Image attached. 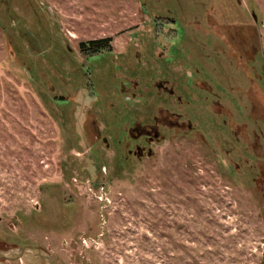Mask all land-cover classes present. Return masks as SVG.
I'll use <instances>...</instances> for the list:
<instances>
[{
    "label": "rangeland",
    "instance_id": "obj_1",
    "mask_svg": "<svg viewBox=\"0 0 264 264\" xmlns=\"http://www.w3.org/2000/svg\"><path fill=\"white\" fill-rule=\"evenodd\" d=\"M4 4L0 248L38 245L54 264H264V0ZM97 39L114 52L88 58L79 44ZM134 73L142 87L158 73L221 84L220 131L166 129L151 156H128L125 127L167 103L131 96Z\"/></svg>",
    "mask_w": 264,
    "mask_h": 264
},
{
    "label": "flooded vegetation",
    "instance_id": "obj_2",
    "mask_svg": "<svg viewBox=\"0 0 264 264\" xmlns=\"http://www.w3.org/2000/svg\"><path fill=\"white\" fill-rule=\"evenodd\" d=\"M31 1L33 4V0ZM1 5L5 6L4 0H0ZM18 8L21 9L19 1L16 2L15 10ZM2 21H0V24H2ZM104 51L114 52L107 49ZM92 57L88 56V58ZM135 74L129 79L134 85L129 93L131 96L135 98L141 93L140 91H149L147 94L152 95L153 99L156 96L159 97V101H162L160 97L162 96L164 97L163 101L167 103L158 105L160 114L153 112L151 115L143 114L144 116L137 117L138 120L142 119L143 121L129 124L128 128L126 126L123 141L119 143L113 141L116 144L118 143L120 148L123 147L126 141L132 144L128 149V156L132 154L139 159L144 158L146 154L151 156L150 143L162 140L164 135L167 134L166 129L182 132L183 134L194 132L197 129L202 132L204 122L205 124H211L215 120V108L217 109L216 114L224 121L226 120L224 116V109H226L225 89L220 87L221 84L216 86L203 75L201 78L198 77L197 73H193V77L190 79L178 78V76L173 75L169 77L166 73H158L151 84L148 82L147 87H142L139 77H136ZM128 90L124 89L125 92H128ZM170 107H173V109ZM211 112L214 113L213 117H211ZM216 120L220 122L219 119ZM212 129L216 132L220 131L217 126H213V123ZM127 133L130 134L129 138L126 136ZM102 140L107 141L106 136H103Z\"/></svg>",
    "mask_w": 264,
    "mask_h": 264
},
{
    "label": "trees",
    "instance_id": "obj_3",
    "mask_svg": "<svg viewBox=\"0 0 264 264\" xmlns=\"http://www.w3.org/2000/svg\"><path fill=\"white\" fill-rule=\"evenodd\" d=\"M227 7L229 8V10H227L228 12L230 11V7L228 6V3H227ZM229 14V13H227ZM240 14V13H238ZM230 15V14H229ZM228 16V15H227ZM231 16V15H230ZM241 18H243L242 16H239ZM159 19V17H157ZM244 25V32L247 36V38H249V40L251 39V36H253V33H254V29L252 24H248L245 23L243 24ZM232 28V27H231ZM238 29L236 28V31ZM239 32V31H237ZM225 38V37H224ZM79 46L81 47V51L86 53L87 56H97L98 53H101L102 51L104 50H111V45L109 44L108 42V39H97V40H88V41H82ZM211 56V55H210ZM85 141V139L83 138L82 141ZM84 143H82L81 145H83ZM79 145V144H78ZM77 145V146H78ZM122 160V161H121ZM123 158L120 156L119 158V161H118V165L121 167L123 165ZM94 165V164H93ZM95 166V165H94ZM118 166V167H119ZM95 168H93L94 170ZM92 170V168H91ZM1 249V248H0Z\"/></svg>",
    "mask_w": 264,
    "mask_h": 264
},
{
    "label": "water",
    "instance_id": "obj_4",
    "mask_svg": "<svg viewBox=\"0 0 264 264\" xmlns=\"http://www.w3.org/2000/svg\"><path fill=\"white\" fill-rule=\"evenodd\" d=\"M26 253L41 257L45 264H54L51 254L45 248L33 244H25L9 249H0V259L17 260L22 258Z\"/></svg>",
    "mask_w": 264,
    "mask_h": 264
}]
</instances>
